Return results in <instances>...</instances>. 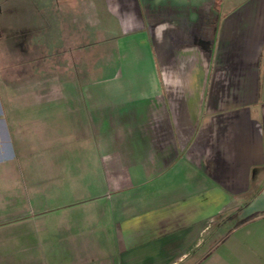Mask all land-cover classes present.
I'll use <instances>...</instances> for the list:
<instances>
[{
    "label": "crops",
    "instance_id": "0c3cea01",
    "mask_svg": "<svg viewBox=\"0 0 264 264\" xmlns=\"http://www.w3.org/2000/svg\"><path fill=\"white\" fill-rule=\"evenodd\" d=\"M0 6L6 26L0 65L14 66L15 53L26 68L19 89L0 73V264H11L13 251L38 260L50 187L59 189L56 204L67 210L109 197L125 210L132 196L134 209L123 210L102 240L116 242V264H264V0H0ZM110 67L120 68L115 83L85 82L92 91L82 128L99 136L97 156H72L68 148L79 145L60 135L48 145L56 147L53 160L43 155L44 143L8 156L14 130L31 127L44 138L67 127L44 125L39 116L16 129L10 121L28 122L22 111L46 102L69 109L77 76ZM27 69L43 72L31 78ZM64 164L74 177L96 164L105 190L78 192L65 182Z\"/></svg>",
    "mask_w": 264,
    "mask_h": 264
},
{
    "label": "rangeland",
    "instance_id": "374dc122",
    "mask_svg": "<svg viewBox=\"0 0 264 264\" xmlns=\"http://www.w3.org/2000/svg\"><path fill=\"white\" fill-rule=\"evenodd\" d=\"M3 23L5 24V21L2 20L0 13V42L1 38H3L4 33L6 32V26ZM9 24L17 25L21 24V22L10 21ZM18 43H20V40L18 41ZM1 44L4 47L6 45L4 44V42ZM26 49L25 52L27 53ZM12 55L14 59L13 64L15 65L11 66V62L8 61L7 63L9 64V67H4L5 70L0 69V73H2L3 76L7 75L11 79H8L9 83L13 87H15V89H17L21 80V72L26 71V68L22 69L20 67V58L18 59L15 53H12L11 56ZM2 66L0 65V67ZM27 70L29 76L33 75L31 78H35L39 76L41 72H43L39 69H36V72H34L33 69ZM118 70H120V68L110 67L106 68L105 70L94 69L92 71V75L88 73L87 75L82 74L83 76H81V74H79L69 87L71 93H74L76 97L75 103H73L69 109L66 106H63V102H61L60 104V101H57L55 103L60 104L61 107H59V105L57 106L55 103L49 104L46 102L44 106H32L22 111L23 116L28 119V122L20 120L10 121L12 120V118L10 119L9 117V121L13 125L14 129H16L20 124H29V126L35 125L33 123L36 122L35 120L37 116H39L38 122L44 123V125L52 124L56 127L59 126V124L61 123L62 126L67 127L65 129L66 131H61V133H58L56 131H45L44 138H40L41 134L38 135V133L32 130L31 127L28 128L27 132L23 133H18L16 132V130H14L11 145H8L6 149L8 156H12V154L15 155L17 149H22V151H24V149L25 151L29 150V153L32 151H36L37 148L43 146L44 143L45 151L43 155L45 156V158L49 157L51 160H53L52 155H56V147L53 146L54 149H52L49 146L52 143L59 141L58 135L61 136V142H69V140H71L79 145V147L77 148H73L71 146L68 148V151L72 156H97V150L93 149V146H95L93 142H96V140L99 139V136L92 137L89 135V132L86 136L84 135V131L82 128L83 125L86 124L84 120L85 105L87 103L85 95L92 91L91 86H89L90 83L86 84L85 82H88L91 79L96 80L98 82L104 81V79H111L109 81L111 84H113L115 83V78L118 76ZM103 71H105V73L102 76L101 74H103ZM157 72L159 78L163 79L164 70L159 67V70ZM97 78H99L100 80H97ZM96 81L95 84L97 83ZM111 84L109 85L111 86ZM89 102L93 103L91 101ZM0 106L2 107L1 102ZM30 120L33 122H31ZM7 123L6 120H4V124ZM69 128L72 129L71 132L68 131ZM91 139L93 141H91ZM88 140L93 143L92 147L90 146L91 143H89ZM59 155L62 156L64 155V153H60ZM96 166V164H93L92 167L90 166L88 170L86 169L84 171L83 175L80 174L77 177H74L69 176V174H71V167L69 164L67 166L65 164L60 165L62 176L65 179V182L75 183L77 185L76 190L78 192L83 191L85 193H88V191L90 192L91 190L93 196L98 193H102L106 188V180L104 178V175H102L98 171ZM80 184L84 185L85 187L81 189ZM58 190H53L52 187H50L46 188L44 191L43 198L45 214L43 219L45 228V238L44 241H41L39 245L38 260L37 257L36 259H34L35 256L33 255H29V258H26V256L23 257L22 255L19 258L18 254L21 255V252L13 251L11 264H116V261L118 259V254L114 249V247H116V242L113 241V244L110 243L104 245L102 243V240L104 239L108 229L110 230V233L115 231V226L117 222L121 220L122 212L124 209L122 210V207L119 209L117 204L113 202L112 198L108 196V201H105V199L101 201L100 199L96 201H89L90 206L88 208H80V210H67L65 207H59L60 205L56 204L58 200H62L63 198L62 196H60V193L58 194ZM28 196L30 197L31 194ZM93 196L87 195L86 197L94 199L95 197ZM127 199L128 200H126V202L124 203L126 205L124 211H132L135 206L132 196L128 197ZM79 203L77 204L79 205ZM108 203H111L114 207L109 209ZM98 204H101L102 206L97 207L96 205ZM176 220L178 219H175V217L169 219V222H167L166 226H171ZM76 246L78 247V249L75 248ZM74 252L75 254H72ZM77 258H87L88 261L80 262V260ZM7 263L9 264L10 260L7 261Z\"/></svg>",
    "mask_w": 264,
    "mask_h": 264
},
{
    "label": "trees",
    "instance_id": "16d2710c",
    "mask_svg": "<svg viewBox=\"0 0 264 264\" xmlns=\"http://www.w3.org/2000/svg\"><path fill=\"white\" fill-rule=\"evenodd\" d=\"M0 69H2V70H3V69H4V66L0 67ZM4 70H5V69H4Z\"/></svg>",
    "mask_w": 264,
    "mask_h": 264
},
{
    "label": "water",
    "instance_id": "95a60500",
    "mask_svg": "<svg viewBox=\"0 0 264 264\" xmlns=\"http://www.w3.org/2000/svg\"><path fill=\"white\" fill-rule=\"evenodd\" d=\"M0 10H1V6H0Z\"/></svg>",
    "mask_w": 264,
    "mask_h": 264
}]
</instances>
